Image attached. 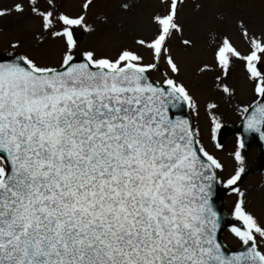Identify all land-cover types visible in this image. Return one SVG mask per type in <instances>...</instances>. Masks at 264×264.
Returning <instances> with one entry per match:
<instances>
[{"label": "snow or ice", "instance_id": "6c2138e0", "mask_svg": "<svg viewBox=\"0 0 264 264\" xmlns=\"http://www.w3.org/2000/svg\"><path fill=\"white\" fill-rule=\"evenodd\" d=\"M179 2L161 0L167 11L153 16L155 35L135 41L146 62L142 51L127 48L114 58L78 53L74 29L88 30L85 15L41 11L27 0L64 50L58 67L27 55L0 62V264H264V225L246 211L237 186L243 141L233 154L234 173L222 177L224 166L190 122L170 116L185 104L196 108L169 76L179 72L167 46L182 32ZM93 3L82 0L80 7L86 13ZM48 4L55 9L54 0ZM24 11L18 0L0 17ZM243 35L249 38L247 30ZM249 44L241 55L224 38L215 61L225 75L233 58L245 62L258 100L243 117L244 130L264 140V39ZM153 72L162 79L153 82ZM219 128L213 120V140ZM217 184L238 196L232 215L241 226L230 231L243 251L226 254L218 241Z\"/></svg>", "mask_w": 264, "mask_h": 264}, {"label": "rangeland", "instance_id": "374dc122", "mask_svg": "<svg viewBox=\"0 0 264 264\" xmlns=\"http://www.w3.org/2000/svg\"><path fill=\"white\" fill-rule=\"evenodd\" d=\"M16 2L18 0H0V9H10ZM19 2L24 3L23 14L11 12L0 17V53L27 55L41 65L58 67L64 50L63 42L44 31L41 19L30 12L27 0ZM81 3L82 0H54L55 9H52L48 0H36L41 11L48 9L71 16L85 15L84 24L88 30L84 26L75 28L76 31L81 28L87 31L76 51L90 50L98 57L108 58H114L125 48L142 51L135 41L150 40L156 33L153 16L167 11L166 4L161 0H94L86 13L81 9ZM125 4L128 8L123 7ZM176 23L182 32L175 33L167 41V46L179 72L173 74L169 71V76L182 84L195 101V110L188 107L187 112L204 148L223 166L234 170L237 166L233 155L237 150L236 140L231 138L221 150H216L215 140L212 139L213 120L220 127L227 122L236 123L244 113L243 109L256 100V95L245 62L233 58L225 75L215 61V50L227 38L241 55H247L250 38L264 39V0H180ZM244 30L248 32V39L243 35ZM184 39L191 43L183 45L181 41ZM12 44L18 47L13 48ZM142 54L147 62V51H142ZM259 66V70L264 72V62ZM161 68H165L163 63ZM150 75L153 82L162 79L160 72ZM224 86L230 89L229 93L223 91ZM209 104L215 107L210 109ZM250 153L254 152L244 155H248L251 162L253 156ZM246 186L247 182L243 187ZM255 189L244 194L245 206L262 193L260 190L255 192ZM237 199L235 193L234 197L228 198V202L231 204ZM249 213L264 225V201ZM230 234L224 232L221 237L227 246L239 242L237 238L236 242L229 241ZM260 250L264 251V247Z\"/></svg>", "mask_w": 264, "mask_h": 264}, {"label": "water", "instance_id": "95a60500", "mask_svg": "<svg viewBox=\"0 0 264 264\" xmlns=\"http://www.w3.org/2000/svg\"><path fill=\"white\" fill-rule=\"evenodd\" d=\"M11 60H13V58L0 57V62H3V63L10 62ZM79 61L80 60H77V62H79ZM251 111H252V109H250V111L247 113V115H250ZM172 112H173V117H172L173 119L179 117V118L188 120V117H187L186 111H185V105H182L178 109L172 110ZM241 128H243V132H242ZM234 132L237 133L238 135H240V137H242L241 140L244 143V147L243 148L245 150H247L252 145H256L258 147L259 161H260V164L264 166V140L260 139V134L259 133L245 132L244 123L242 124V126H239L238 129L234 130ZM243 133L245 135H243ZM229 134H230L229 130L226 129V128H223L220 131V133L218 134L217 144L222 145L223 142L229 136ZM257 139H259L261 141H257ZM212 203L214 205L215 210L217 211V213L221 217V226H220V228L218 229V232H217V238H218V241H219V235H220L222 229L227 225V221H226V218L224 217V215H223V213L221 211V199H220V195H219V191H218L217 187H215V189H214V195H213ZM234 225L235 226H241V224H234ZM223 250L226 252V254L233 253V252L227 251L226 249H224V247H223Z\"/></svg>", "mask_w": 264, "mask_h": 264}]
</instances>
